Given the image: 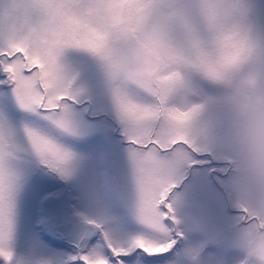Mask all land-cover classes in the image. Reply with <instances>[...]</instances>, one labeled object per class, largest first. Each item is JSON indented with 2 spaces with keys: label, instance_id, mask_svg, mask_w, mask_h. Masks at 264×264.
Listing matches in <instances>:
<instances>
[{
  "label": "snow or ice",
  "instance_id": "1",
  "mask_svg": "<svg viewBox=\"0 0 264 264\" xmlns=\"http://www.w3.org/2000/svg\"><path fill=\"white\" fill-rule=\"evenodd\" d=\"M230 9L264 28V0H102L97 26L0 47V264H183L177 189L211 164L203 141L246 50H212ZM113 36L143 54L117 58Z\"/></svg>",
  "mask_w": 264,
  "mask_h": 264
},
{
  "label": "clouds",
  "instance_id": "2",
  "mask_svg": "<svg viewBox=\"0 0 264 264\" xmlns=\"http://www.w3.org/2000/svg\"><path fill=\"white\" fill-rule=\"evenodd\" d=\"M101 2L0 0V47L34 41L70 18L79 17L97 26L99 17L107 14L96 10ZM219 2L233 5L245 0ZM237 25L233 46L225 47L224 37ZM209 35L216 55L233 51L236 41L246 42L241 62L225 84L228 94L220 113L211 121L210 137L215 138V148L227 168L220 183L242 213L243 223L235 236L242 253L239 264H264V28L243 16L239 9H230L221 12ZM110 46L116 50L117 58L131 60L143 54L137 41L125 44L113 36ZM181 46L190 49L192 42L186 39ZM243 209H248L247 220Z\"/></svg>",
  "mask_w": 264,
  "mask_h": 264
},
{
  "label": "rangeland",
  "instance_id": "3",
  "mask_svg": "<svg viewBox=\"0 0 264 264\" xmlns=\"http://www.w3.org/2000/svg\"><path fill=\"white\" fill-rule=\"evenodd\" d=\"M215 143L209 137L204 149L211 164L194 165L177 189L186 235L179 255L183 264H239L242 259L235 244L242 213L220 183L227 168Z\"/></svg>",
  "mask_w": 264,
  "mask_h": 264
}]
</instances>
